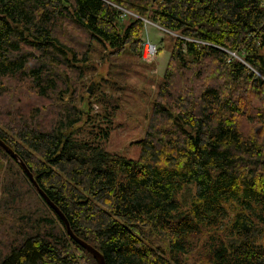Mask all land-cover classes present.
<instances>
[{
	"label": "trees",
	"instance_id": "trees-1",
	"mask_svg": "<svg viewBox=\"0 0 264 264\" xmlns=\"http://www.w3.org/2000/svg\"><path fill=\"white\" fill-rule=\"evenodd\" d=\"M143 18L173 45L131 159ZM0 139L105 264H264V0H0ZM0 264H97L1 148Z\"/></svg>",
	"mask_w": 264,
	"mask_h": 264
},
{
	"label": "rangeland",
	"instance_id": "rangeland-1",
	"mask_svg": "<svg viewBox=\"0 0 264 264\" xmlns=\"http://www.w3.org/2000/svg\"><path fill=\"white\" fill-rule=\"evenodd\" d=\"M144 30L140 35L152 41L158 51L155 58L150 62H142L134 66L127 74L124 89L118 93L119 108L114 118V127L105 144L107 151L117 153L127 158L135 159L140 147L136 142L144 135L146 122L150 113L152 96L155 93V83L162 76L167 58H169L173 39L168 31H164L148 19L143 18ZM149 21V22H148ZM94 72L89 73L83 79L84 85L80 92L84 99L79 107L88 110L91 106L93 112L97 110V104L90 103L88 95L95 92L100 84V76L106 77L107 65L95 58ZM89 89L91 91L89 92ZM91 104V105H90Z\"/></svg>",
	"mask_w": 264,
	"mask_h": 264
},
{
	"label": "water",
	"instance_id": "water-1",
	"mask_svg": "<svg viewBox=\"0 0 264 264\" xmlns=\"http://www.w3.org/2000/svg\"><path fill=\"white\" fill-rule=\"evenodd\" d=\"M90 91L91 89H89V92ZM0 148L3 149L7 153V155H9L13 160H15L19 164V167L22 168V170L27 175L28 180H30V182L36 189V192L45 200L46 204H48L51 207V209H53V211L57 214V216L62 220V222L65 225V229L68 235L73 239V241L78 243L81 247H83L86 251H88L89 254L93 256L97 264H105L104 256L101 253H99L97 249H95L94 247L86 243L85 241H81V239H79L77 236L74 235V233L70 229V224L67 218L63 216L64 214L60 211V209L55 204H53V202L50 200L47 194L43 192L42 189L38 186V184L36 183L34 179L33 174L28 169V167H26V164L19 157V155H17L16 152L11 147H9L5 142H3L1 139H0Z\"/></svg>",
	"mask_w": 264,
	"mask_h": 264
},
{
	"label": "built area",
	"instance_id": "built-area-1",
	"mask_svg": "<svg viewBox=\"0 0 264 264\" xmlns=\"http://www.w3.org/2000/svg\"><path fill=\"white\" fill-rule=\"evenodd\" d=\"M124 13H128V12L124 11ZM139 48H141L140 49V57H141L140 60H142L143 62L152 61V59L155 58L157 51H158L156 45L146 37L141 38V43H140Z\"/></svg>",
	"mask_w": 264,
	"mask_h": 264
}]
</instances>
